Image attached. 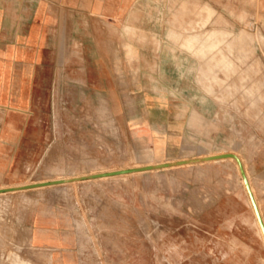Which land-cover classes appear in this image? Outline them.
<instances>
[{"label": "rangeland", "instance_id": "1", "mask_svg": "<svg viewBox=\"0 0 264 264\" xmlns=\"http://www.w3.org/2000/svg\"><path fill=\"white\" fill-rule=\"evenodd\" d=\"M135 16L155 69L22 113L36 135L0 136V187L234 152L264 222V0H136ZM240 176L222 158L1 192L0 264H264Z\"/></svg>", "mask_w": 264, "mask_h": 264}, {"label": "crops", "instance_id": "2", "mask_svg": "<svg viewBox=\"0 0 264 264\" xmlns=\"http://www.w3.org/2000/svg\"><path fill=\"white\" fill-rule=\"evenodd\" d=\"M135 8L136 0H0V136L36 135L20 129L22 113L49 114L83 88H110L115 74L155 69L156 33Z\"/></svg>", "mask_w": 264, "mask_h": 264}, {"label": "water", "instance_id": "3", "mask_svg": "<svg viewBox=\"0 0 264 264\" xmlns=\"http://www.w3.org/2000/svg\"><path fill=\"white\" fill-rule=\"evenodd\" d=\"M229 157L233 158L237 163V166H238L240 175L242 177L245 189H246L247 194L249 196V199H250L251 205L253 207L255 216L258 220L259 226L261 228V231H262V234L264 237V222H263L261 213L259 211L255 197H254L253 192L251 190V187H250L249 181L247 179V176H246L243 164L241 162V159L239 158V156L237 154H235L233 152H222V153L212 154V155L198 157V158H189V159H181V160H176V161H167V162H159V163H154V164H145V165H141V166L120 168V169L108 170V171H104V172L89 173V174H84V175H80V176H73V177H69V178L38 181V182L30 183V184H23L20 186H9V187L0 188V193L6 192V191L19 190V189H26V188H33V187H40V186L66 183V182H71V181H75V180L87 179V178H98V177H102V176H113V175H118V174H122V173L134 172V171L157 169V168H161V167L180 165V164H185V163H189V162L207 161V160L229 158Z\"/></svg>", "mask_w": 264, "mask_h": 264}, {"label": "bare ground", "instance_id": "4", "mask_svg": "<svg viewBox=\"0 0 264 264\" xmlns=\"http://www.w3.org/2000/svg\"><path fill=\"white\" fill-rule=\"evenodd\" d=\"M204 153H206V152H204ZM220 153H222V152H220ZM234 153V152H233ZM202 154V153H201ZM212 154H218V152L217 153H208V154H206V155H203V156H208V155H212ZM236 154V153H235ZM230 159H233V158H231V157H229ZM240 158V157H239ZM222 159V158H221ZM216 160V159H215ZM217 160H219V159H217ZM225 160V159H224ZM227 160V159H226ZM200 162V161H199ZM202 162V161H201ZM235 163H236V161H235ZM186 164V163H185ZM237 164V163H236ZM174 166H176V165H174ZM123 174V173H122ZM73 177V176H72ZM241 177V176H240ZM67 178H69V177H67ZM61 179V178H60ZM39 181H45V180H39ZM241 181L243 182V180H242V177H241ZM34 182H38V181H34ZM75 182V181H74ZM30 183H33V182H28V183H20V184H15V185H10L9 184V186H20V185H23V184H30ZM73 183V182H72ZM64 184V183H63ZM71 184V183H70ZM58 185V184H57ZM243 185H244V183H243ZM9 186H7V187H9ZM51 185H49V186H47V187H50ZM0 188H4V187H0ZM40 188H42V187H40ZM243 188H245V186L243 187ZM38 189V188H37ZM244 190H246V189H244ZM14 191V190H13ZM16 191V190H15ZM18 191H21L20 189L18 190ZM25 191V190H24ZM17 192V191H16ZM4 193V192H3ZM7 193H9V192H7ZM6 193V194H7ZM5 194V193H4ZM5 198H7V197H5ZM249 198V197H248ZM250 200V199H249ZM1 201V200H0ZM5 203V202H4ZM13 203V202H12ZM6 204V206H7V203H5ZM4 204V205H5ZM9 205V204H8ZM15 205V204H14ZM12 206V205H11ZM9 207V206H8ZM251 207V206H250ZM1 208V207H0ZM3 208H4V206H3ZM2 208V209H3ZM6 209V208H5ZM16 209V208H15ZM252 209H253V207H252ZM13 210V209H12ZM1 211V210H0ZM6 211V210H5ZM7 212H9V211H7ZM253 212H254V210H253ZM15 215V214H14ZM254 215H255V213H254ZM21 216V215H20ZM2 217V216H1ZM256 217V216H255ZM257 219V218H256ZM7 222V221H6ZM257 222H258V220H257ZM259 224V223H258ZM154 226V225H153ZM7 227H9V226H7ZM260 227V226H259ZM17 228V227H16ZM15 228V230H17ZM9 229V228H8ZM260 230H261V228H260ZM9 231H10V229H9ZM2 232V231H1ZM11 232V231H10ZM151 233V232H150ZM261 233H262V231H261ZM9 234V233H8ZM4 236V235H3ZM262 236H263V234H262ZM12 237V236H11ZM263 239H264V237H263ZM15 240V239H14ZM4 241V240H3ZM16 241V240H15ZM5 242V241H4ZM12 242V241H11ZM8 243V242H7ZM3 244H5V243H3ZM6 245V244H5ZM4 245V246H5ZM18 245H19V243H18ZM15 246V245H14ZM7 247V246H6ZM10 247V246H9ZM20 247V246H19ZM22 247V246H21ZM4 248V247H3ZM29 248V247H28ZM3 250V249H2ZM4 251H6V250H4ZM13 252V251H12ZM9 253V252H8ZM10 254V253H9ZM16 256V255H15ZM6 257V256H5ZM12 257V256H11ZM14 257V256H13ZM15 258H17V257H15ZM14 258V262H15V264L16 263H18L19 261H20V259H19V261L18 262H16V259ZM18 260V259H17ZM32 260V259H31ZM48 260V259H47ZM51 260V259H50ZM9 261V260H8ZM11 261V260H10ZM13 261V260H12ZM11 261V262H12ZM23 261H25V259L23 260ZM27 262V261H26ZM25 262V263H26ZM8 263H10V262H8ZM21 263H23V262H20V264ZM14 264V263H13ZM19 264V263H18ZM32 264V263H31Z\"/></svg>", "mask_w": 264, "mask_h": 264}]
</instances>
